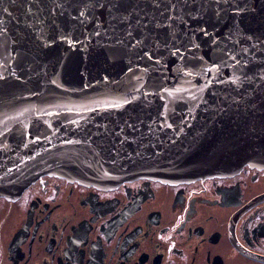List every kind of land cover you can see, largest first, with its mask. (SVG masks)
Returning <instances> with one entry per match:
<instances>
[{"label":"water","instance_id":"water-1","mask_svg":"<svg viewBox=\"0 0 264 264\" xmlns=\"http://www.w3.org/2000/svg\"><path fill=\"white\" fill-rule=\"evenodd\" d=\"M173 2L80 16L77 0H0V197L42 176L102 189L264 169V19L237 30L243 0Z\"/></svg>","mask_w":264,"mask_h":264},{"label":"flooded vegetation","instance_id":"flooded-vegetation-1","mask_svg":"<svg viewBox=\"0 0 264 264\" xmlns=\"http://www.w3.org/2000/svg\"><path fill=\"white\" fill-rule=\"evenodd\" d=\"M0 264H264V169L102 189L39 177L0 197Z\"/></svg>","mask_w":264,"mask_h":264},{"label":"snow or ice","instance_id":"snow-or-ice-1","mask_svg":"<svg viewBox=\"0 0 264 264\" xmlns=\"http://www.w3.org/2000/svg\"><path fill=\"white\" fill-rule=\"evenodd\" d=\"M38 2L41 4L50 3L53 6V8L50 9V11L62 7V5L58 3V0H38ZM13 3H15V0H13ZM149 3L155 8H160L161 6L167 3L168 5L171 6L173 11L177 7V4L174 3L173 0H149ZM118 5H119V0H77L75 7L77 8V10H80L79 11L80 16H84L85 13L93 14L99 9H107L109 11V14L111 15L113 10H115L118 7ZM39 11H43V8L39 9ZM3 12L7 13L8 9L4 8ZM28 12L31 13L32 9L29 8ZM235 12H236L237 19L234 22V27L237 30H241V24H242L243 17H247L248 19L246 22H249V23L252 22V20H254L256 17H260L261 19H264V2H262V0H243V7L241 8L239 4L236 5ZM187 15L190 16L191 19L195 20L199 17L200 14L189 12ZM128 18H129L128 16L123 17V19L125 20ZM166 19L170 23L165 24L163 21H158L156 26L171 28L172 24L175 22L176 17L174 15H169ZM37 22L40 23L42 21L37 20ZM137 23H139V21ZM143 27L146 29L148 25L144 24ZM198 28H199V31L203 32L205 35H208L207 30L205 28H203L202 26H198ZM196 31H197L196 29H192L193 35H195ZM96 34L99 35L98 32ZM128 35L131 36L132 33L129 32ZM137 43L138 44L143 43V39L137 41ZM189 43L191 44L193 43V41L189 40ZM163 46L167 48V42H164ZM232 59H235V57H232ZM237 63H240V62L237 61ZM2 78L3 77H0V79ZM233 82L235 83L236 81H233Z\"/></svg>","mask_w":264,"mask_h":264}]
</instances>
